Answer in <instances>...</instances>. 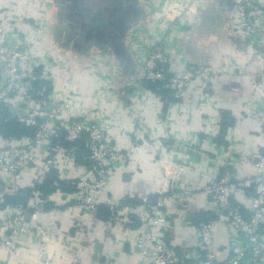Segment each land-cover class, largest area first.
Returning <instances> with one entry per match:
<instances>
[{
  "label": "built area",
  "instance_id": "obj_1",
  "mask_svg": "<svg viewBox=\"0 0 264 264\" xmlns=\"http://www.w3.org/2000/svg\"><path fill=\"white\" fill-rule=\"evenodd\" d=\"M229 3L234 21L229 38L249 47V60L235 66L236 72L229 71L228 64L213 69L209 63L193 61L175 69L173 63H167L166 57L158 54L145 66L142 80L159 82L157 89L172 90V97L178 99L190 86L209 88L220 74L246 76L250 94L243 104L244 113L259 123L264 136V0ZM6 7L8 10L2 13L9 17L1 13L0 6V118L6 110L21 126L37 129L33 135L20 138L0 135V186L18 191L23 174L30 173L38 189L56 168L58 156H62L77 168L69 206L96 211L112 169L115 164L124 163L128 154L113 147L112 132L89 117V107L82 105L71 90L63 91L57 86L58 70L64 59L54 53L53 45L38 49L35 40L21 33L29 23L9 21L12 7L8 2ZM157 62H166L164 66L168 67L160 70ZM63 142L71 145L64 147ZM168 146L169 154L160 156L159 162L163 170L172 169L175 181L184 166L173 156L174 143H164L161 149ZM188 146L176 148L186 151ZM224 151L222 167L233 165L240 171L243 164L250 163L254 170L236 174L226 170L224 177H214L201 185L206 196L204 212L213 216L201 221L194 220L195 215L189 213L182 217L181 224L198 232L193 247L176 249L166 233L170 218L167 191L153 198L143 196L140 205L105 199L112 226L123 235L139 264H264V141L246 154H237L230 145ZM42 212L45 209L40 199L31 205H9L1 219L6 233L0 236V247L12 255L19 252L15 246L19 238L43 249H48L54 239L62 248L61 256L68 259L67 264H83L82 248L75 245L71 233H55L39 222ZM219 225L226 233L223 256L218 255L214 238ZM41 264H50L49 257Z\"/></svg>",
  "mask_w": 264,
  "mask_h": 264
},
{
  "label": "crops",
  "instance_id": "obj_2",
  "mask_svg": "<svg viewBox=\"0 0 264 264\" xmlns=\"http://www.w3.org/2000/svg\"><path fill=\"white\" fill-rule=\"evenodd\" d=\"M219 1H223L221 6L200 10L212 13L215 22L196 23L180 40V54L174 57L175 69L193 61L209 63L213 69L228 64L229 71L236 72L235 66L249 60V47L229 38L233 17L227 0H216V3ZM216 14L220 18L215 17ZM118 58L122 64H132V57L126 54H119ZM63 66L60 63L57 86L63 91L71 90L82 105L89 107V117L112 132L113 147L128 154V159L115 164L108 184L100 193L101 204L96 211L69 206L72 204L71 182L77 168L62 156H58L56 168L38 189L30 173L23 174L18 191L0 186V236L6 233L1 219L12 202L31 205L40 199L45 212L40 213L38 221L55 233H71L75 245L82 248L83 264H139L123 235L112 226L104 201L121 200L125 204L140 205L143 196L153 198L167 191L170 218L166 233L176 249L185 245L193 247L198 232L181 224L182 217L189 213L195 215L194 220L201 221L213 216L204 212L206 196L201 185L214 177H224L226 170L233 174L254 170L250 163L243 164L241 172L233 165L222 167L224 149L230 145L237 154H246L264 141L259 123L244 113L243 104L250 94L249 79L233 76L231 72L223 73L214 77L209 88L190 86L183 97L177 99L172 97V90L124 88L122 83L134 74L124 65L125 72L120 69L114 85L108 81L109 73L102 71L101 76L93 75L87 69L66 70ZM164 143H174L176 147L189 145L186 151L173 148L174 158L184 166L175 181L172 169L163 170L159 162L160 156L166 157L171 149L168 146L162 150ZM44 148L45 145L40 147ZM214 238L217 253L223 256L226 233L221 225ZM51 242L48 249H43L19 238L15 243L18 253L10 255L0 247V264H41L46 256L50 264H67L68 259L61 256L59 242L54 239Z\"/></svg>",
  "mask_w": 264,
  "mask_h": 264
},
{
  "label": "rangeland",
  "instance_id": "obj_3",
  "mask_svg": "<svg viewBox=\"0 0 264 264\" xmlns=\"http://www.w3.org/2000/svg\"><path fill=\"white\" fill-rule=\"evenodd\" d=\"M7 2L12 7L9 21L29 23L22 29V35L35 40L40 50L53 45L54 53L64 59L66 70L87 69L100 76L103 71L109 73L108 81L114 85L124 65L126 70L134 72L133 77L122 83L124 88L144 86L142 73L152 56L161 54L167 63L176 62L175 54H180L179 43L186 33L196 23L215 22L212 13L200 10L223 3L216 0H0L1 13L8 10ZM226 4L230 6L229 0ZM122 53L132 57V64H122L118 58ZM166 62H157V68L165 71Z\"/></svg>",
  "mask_w": 264,
  "mask_h": 264
},
{
  "label": "trees",
  "instance_id": "obj_4",
  "mask_svg": "<svg viewBox=\"0 0 264 264\" xmlns=\"http://www.w3.org/2000/svg\"><path fill=\"white\" fill-rule=\"evenodd\" d=\"M159 85H160L159 82L152 83L149 80H146L144 82L145 87H149V88L155 90L156 92L163 90V89H157V87H160ZM160 92H163V91H160ZM36 129H37L36 127H32V126L31 127L21 126L17 122V120H15L14 118L9 116V113L6 110L3 114V116L0 118V135H2L3 137H6V138H8V137L20 138L24 135H33L35 133ZM77 144L80 145V144H82V142H78ZM62 145L64 147H69L71 144H69L67 142H63ZM49 190H51V188L48 189V191ZM12 203L14 204V203H24V202H16V200H15V202H12ZM108 212H109L108 215L110 216L111 213H110V211H108Z\"/></svg>",
  "mask_w": 264,
  "mask_h": 264
}]
</instances>
